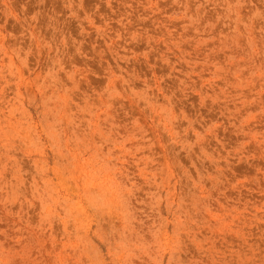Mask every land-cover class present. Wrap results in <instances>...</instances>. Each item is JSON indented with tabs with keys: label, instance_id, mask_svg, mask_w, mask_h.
<instances>
[{
	"label": "rangeland",
	"instance_id": "rangeland-1",
	"mask_svg": "<svg viewBox=\"0 0 264 264\" xmlns=\"http://www.w3.org/2000/svg\"><path fill=\"white\" fill-rule=\"evenodd\" d=\"M0 264H264V0H0Z\"/></svg>",
	"mask_w": 264,
	"mask_h": 264
}]
</instances>
